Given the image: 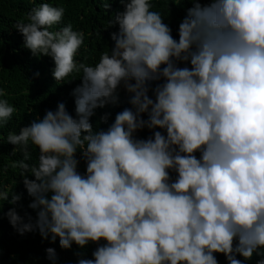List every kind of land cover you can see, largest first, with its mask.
Segmentation results:
<instances>
[{"label": "clouds", "instance_id": "1", "mask_svg": "<svg viewBox=\"0 0 264 264\" xmlns=\"http://www.w3.org/2000/svg\"><path fill=\"white\" fill-rule=\"evenodd\" d=\"M120 3L112 47L94 65L76 59L83 31L52 30L63 6L41 3L14 25L33 56L51 58L57 84L74 73L81 82L71 92L74 115L58 102L7 134L23 156L11 166L22 170L36 218L25 221L15 207L21 195L5 187L0 204L14 205L6 218L18 234L38 231L62 249L96 243L77 264L264 257V0H190L178 39L152 0ZM121 89L131 107L94 128L96 110L118 104ZM6 96L0 89V126L17 111ZM144 129L151 135L138 138ZM46 254L57 264L53 248Z\"/></svg>", "mask_w": 264, "mask_h": 264}, {"label": "trees", "instance_id": "2", "mask_svg": "<svg viewBox=\"0 0 264 264\" xmlns=\"http://www.w3.org/2000/svg\"><path fill=\"white\" fill-rule=\"evenodd\" d=\"M176 1L152 0L154 5L152 10L161 13L164 22L172 29L173 37L178 39V24L191 4L190 0H178L179 4L175 5ZM44 2L65 8L63 20L53 26L52 30L57 31L71 23L73 30L85 33L84 46L79 50L76 59L90 65L97 63L104 52L110 51L113 42L109 31H117L118 26H110L109 22L114 19L117 12L123 11L120 0H0V89L7 92L4 98L17 109L11 120L0 126V191L7 187L8 190L21 195V200L15 207L25 221L28 216L34 221L36 212L28 207L32 198L24 188L22 170L11 166L13 162L22 160L23 156L20 152L13 154L14 146L6 143L7 134L18 133L21 127L28 125L32 120L42 118L46 110H55L58 102H64L67 110L74 115V98L71 92L81 82L79 79L81 74L74 73L69 78L74 80L57 84L52 76L54 64L51 58L33 56L30 50L23 46V37L14 27L18 22H27V14L31 9ZM104 3H109L110 7L105 9ZM106 34L107 36H104ZM119 96L118 104H110L96 110L91 118L94 128L97 126L106 128L108 123L114 120L116 113L131 107L127 102L129 94L125 90L121 89ZM37 104L43 108L38 110ZM33 108L37 112L32 113ZM106 113L109 114L108 123L102 120ZM150 135L151 131L148 129L137 133L138 138H147ZM30 151L31 159L27 163L35 164L38 160V149L30 146ZM85 167L84 161L81 160L78 171L84 173ZM171 175L174 177L175 174ZM33 178L29 176V179ZM12 207L14 205L7 202L0 204V264H50L46 254L49 247L56 252L57 264H77L80 258L78 254L83 258H92L96 243L90 242L83 249L75 244L70 249H62L58 238L53 243L50 237L47 240L42 239L38 231L18 234L5 216ZM216 255L218 264H226L223 254ZM237 258L243 259L239 256ZM262 258L264 257L254 254L252 259L245 261L244 264H257Z\"/></svg>", "mask_w": 264, "mask_h": 264}]
</instances>
